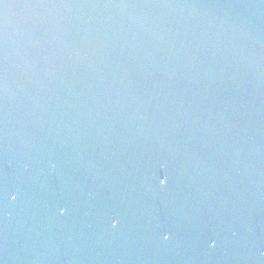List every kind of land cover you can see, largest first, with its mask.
<instances>
[{"label": "water", "instance_id": "water-1", "mask_svg": "<svg viewBox=\"0 0 264 264\" xmlns=\"http://www.w3.org/2000/svg\"><path fill=\"white\" fill-rule=\"evenodd\" d=\"M0 264H264V0H0Z\"/></svg>", "mask_w": 264, "mask_h": 264}]
</instances>
